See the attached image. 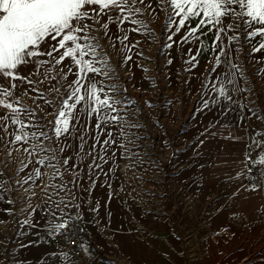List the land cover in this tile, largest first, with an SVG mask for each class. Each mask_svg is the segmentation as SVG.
Returning a JSON list of instances; mask_svg holds the SVG:
<instances>
[{
    "label": "rangeland",
    "instance_id": "1",
    "mask_svg": "<svg viewBox=\"0 0 264 264\" xmlns=\"http://www.w3.org/2000/svg\"><path fill=\"white\" fill-rule=\"evenodd\" d=\"M157 12L155 20L145 17L155 38L130 33L128 43L137 40L141 43L133 49V59L128 65L117 69L128 89L126 95L138 100V105L129 110L139 107V119L147 126L127 129L140 137L136 147L128 145L129 151L136 153L134 157H122L124 150L113 146L116 156L104 165L105 171L109 168L113 171L108 173L107 180L100 175L91 203H87L88 194L83 193L85 202L80 209L83 216L78 222L85 234L84 258L73 259L49 235L48 216L40 196L31 200L33 207L39 205L32 219L36 227L22 223L31 208L26 200L28 193L21 190L13 193L15 205L0 203V221H3L0 223V264H182L181 260L183 264H264V184L261 189H250L243 184L254 162L249 158L256 147L254 141H264V122L256 117L248 119L251 113L242 107L248 103L245 97L252 93L240 94V104L226 108L222 102L211 110L198 112L202 99L211 101L216 95L208 89H203L208 92L207 96L199 95L206 83L201 74L206 67L211 68L207 61L213 54L199 58L195 74L184 72V60L188 57H181V52L192 48L195 53V46L178 45L186 29L169 41L168 35L174 26L169 25L163 12L159 9ZM195 23L193 20V26ZM110 34H119L115 24L110 26ZM232 35L240 38L229 45L233 49L232 60L246 69L248 80L247 85L243 80L240 85L254 89L264 111V73L254 75L258 68L264 67L257 63L264 58V50L250 54L243 29L229 32ZM101 43L110 53L112 65H119L121 46L117 43L115 49L110 47L106 38ZM169 43L173 44L172 48L166 46ZM236 48L240 49L238 54ZM137 51H142L143 57L136 56ZM168 59L173 60L171 65L167 64ZM138 64L149 71L145 73ZM146 76L154 78L152 83ZM74 78L69 76V80ZM22 103L32 101L25 98ZM37 103L43 104V101ZM6 111L0 108V115ZM38 115L42 117L43 113L38 111ZM84 119L87 120L86 113ZM91 123L94 125V119ZM231 128L237 129L244 142L234 157L214 150ZM108 130L114 132L118 143H125L118 126H110ZM6 158V153L0 154V161ZM23 158L13 151L12 157L7 158L6 172L13 174ZM109 183L111 189L107 187ZM97 200L98 213L89 210ZM9 208L11 214L3 210ZM186 234L190 239L182 238ZM65 253L67 261L60 259Z\"/></svg>",
    "mask_w": 264,
    "mask_h": 264
},
{
    "label": "snow or ice",
    "instance_id": "2",
    "mask_svg": "<svg viewBox=\"0 0 264 264\" xmlns=\"http://www.w3.org/2000/svg\"><path fill=\"white\" fill-rule=\"evenodd\" d=\"M158 9L174 26L169 41L186 29L178 45L195 46V53L192 48L181 52V57H188L184 72L195 74L199 58L213 54L207 61L211 68L206 67L201 74L206 83L199 95H208L203 89L216 95L211 101L202 99L197 111L211 110L222 102L226 108L240 104V94L250 92L252 95L245 97L248 103L242 105L251 113L247 118L264 122V111L254 89L240 85L241 80L248 84L246 69L233 62V49L229 47L240 39L229 36V32L243 29L250 54L264 50V0H155V5L153 0H0V108L7 110L0 115V154L11 158L15 151L24 157L11 175L6 172L8 159L0 161V203L15 205L13 193H28L26 200L31 211L22 221L24 225L36 227L32 219L39 205L33 207L31 200L40 196L48 216L49 235L60 234L76 243L78 237L74 238V234L82 231L75 221L83 216V193L88 194L87 203H91L100 175L107 180L113 171L104 168L116 156L113 146L124 150V158L136 155L128 145L136 147L140 137L127 129L147 125L139 119V107L129 110L138 105V100L126 95L128 89L117 69L128 65L133 49L141 43H128L130 33L155 38L145 17L155 20ZM113 24L119 34H110ZM105 38L110 47L115 49L117 43L121 46L122 61L117 66L112 65L111 55L101 43ZM166 46L172 48L173 44ZM239 51L235 49L237 54ZM135 55L143 57V52ZM172 63V59L167 60L168 65ZM257 63L264 64V58ZM137 66L145 73L149 71ZM262 73L264 67L254 75ZM70 75L75 78L69 80ZM145 78L150 83L154 79ZM25 98L32 103H22ZM41 100L43 104L37 103ZM110 126L120 128L125 143H118L114 132L108 130ZM254 144L259 157L256 164L264 174V141L256 140ZM10 146L14 147L9 150ZM107 187L112 186L109 183ZM99 208L97 200L89 210L98 213ZM3 210L12 212L11 208ZM60 259L67 261V254Z\"/></svg>",
    "mask_w": 264,
    "mask_h": 264
},
{
    "label": "built area",
    "instance_id": "3",
    "mask_svg": "<svg viewBox=\"0 0 264 264\" xmlns=\"http://www.w3.org/2000/svg\"><path fill=\"white\" fill-rule=\"evenodd\" d=\"M257 151L258 150L256 147L251 150L250 155L254 162L243 179V184L245 187L250 189H261L262 185L264 184V174L261 173L260 167H258L256 164L257 159H259L256 154ZM75 224L77 229H82V231H77L74 234V238L78 237L76 239V243H71L66 239L65 236L60 234H56L52 237L60 242L61 247L70 257L81 260L84 258L85 234L82 225L78 221H75Z\"/></svg>",
    "mask_w": 264,
    "mask_h": 264
},
{
    "label": "crops",
    "instance_id": "4",
    "mask_svg": "<svg viewBox=\"0 0 264 264\" xmlns=\"http://www.w3.org/2000/svg\"><path fill=\"white\" fill-rule=\"evenodd\" d=\"M234 128H231V130H229L226 135L222 136V140L219 142V145H215L214 150L219 154L221 153L226 156L234 157V155H237V153L241 151L242 145L244 144L242 141L243 137L238 135L237 129L235 130ZM182 238L190 239L189 236L187 237V234L183 235ZM197 238L200 239L199 233ZM182 246H184V243H181V247ZM181 263L183 264L184 261L181 260Z\"/></svg>",
    "mask_w": 264,
    "mask_h": 264
},
{
    "label": "bare ground",
    "instance_id": "5",
    "mask_svg": "<svg viewBox=\"0 0 264 264\" xmlns=\"http://www.w3.org/2000/svg\"><path fill=\"white\" fill-rule=\"evenodd\" d=\"M49 263V262H48ZM45 264V263H44Z\"/></svg>",
    "mask_w": 264,
    "mask_h": 264
}]
</instances>
